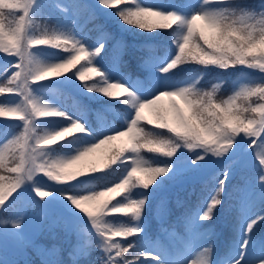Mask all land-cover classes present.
<instances>
[{
  "label": "clouds",
  "instance_id": "obj_1",
  "mask_svg": "<svg viewBox=\"0 0 264 264\" xmlns=\"http://www.w3.org/2000/svg\"><path fill=\"white\" fill-rule=\"evenodd\" d=\"M50 2L67 15L66 5ZM94 7L123 26L167 34L168 44L149 49L144 80L104 68L105 42L78 36V19L54 22L38 11L41 0H0V121L16 122L0 144V232L22 238L27 205L18 200L31 189L34 204L59 196L84 221L96 264H167L144 235L149 189L172 169L153 158L186 150L194 164L223 160L241 139L256 144L264 136V0H95ZM81 11L95 16L86 2ZM61 80L112 102L95 127L76 101L75 114L68 110L66 95L51 86ZM254 167L255 185L231 193L223 169L195 219L212 221L229 195L237 227L219 264H264L257 236L264 157L254 154ZM201 235L186 264H218L215 241Z\"/></svg>",
  "mask_w": 264,
  "mask_h": 264
},
{
  "label": "trees",
  "instance_id": "obj_2",
  "mask_svg": "<svg viewBox=\"0 0 264 264\" xmlns=\"http://www.w3.org/2000/svg\"><path fill=\"white\" fill-rule=\"evenodd\" d=\"M175 1L181 5L185 2V0ZM67 2L73 19H78L75 26L76 34L86 37L89 43L105 42L106 47L100 62L104 68L118 70L124 77L132 80L142 75L146 78L148 71L144 66L149 56V49L153 46L159 48L168 44L167 34H147L138 29L123 26L117 18L108 15L100 8H95V0H67ZM85 2L93 6L94 18H90L87 12L81 11V4ZM38 11L49 15L54 22L60 23L62 19H65L62 18L64 15L60 10L49 2H46L45 6L41 5ZM97 25L99 27H96ZM178 75L183 76L184 72ZM51 86L60 89L66 95L67 99L64 102L68 105L70 112L75 114L73 101L77 102V107L86 110L88 122L93 127L97 124V115L106 113L112 104L101 97L83 93L71 82L61 80L52 83ZM14 123L16 122L0 121V144L14 130L12 129ZM250 144L251 140L241 139L235 151L223 160L206 157L205 160L197 161L195 164L192 163L193 157L186 150H181L171 160L154 157L155 163L162 165L171 163L172 169L149 189L150 201L143 220L145 239L153 247L158 248L160 235L168 229L177 225L184 229L187 225L185 220L195 224L198 210L202 209L211 190L215 184H218L220 178L218 174L223 169L230 171L226 181L229 193L234 186L244 188L246 181L249 182L248 185L252 183L253 187L256 169L247 166L254 165V158L249 163H243L245 159L241 158L239 151L241 145L242 148H246L244 150L250 151L251 147H254V144H251V147ZM138 194L139 192L134 193V195ZM18 203L21 204V201L18 200ZM231 203L229 195H225L222 206L216 209L214 219L198 225L200 227L209 225V237L215 241V251H228L234 239L237 213L230 207ZM63 205L73 213L64 201ZM259 206L264 207V201ZM83 223L82 220L74 227H65L60 223L51 227L49 223H46L47 227L44 226L32 244H21L14 253L0 256V264H71L69 252L73 253L76 264H96L97 253L95 250L88 251L80 232ZM263 231L264 223L260 225L257 236H260Z\"/></svg>",
  "mask_w": 264,
  "mask_h": 264
},
{
  "label": "rangeland",
  "instance_id": "obj_3",
  "mask_svg": "<svg viewBox=\"0 0 264 264\" xmlns=\"http://www.w3.org/2000/svg\"><path fill=\"white\" fill-rule=\"evenodd\" d=\"M49 1L50 0H41V5L45 6L46 2ZM57 2L60 3L62 7L68 5L67 0H57ZM171 3L180 6V4H178L175 0H171ZM62 18L65 19L61 20L60 22L61 24L70 23L73 20L71 11L68 10L67 15H65ZM90 44L94 45L95 43H90ZM119 73L121 74V72ZM136 79H140V78H136ZM253 148L254 147H251V150L247 151L244 150L246 149L245 147L242 148V145L240 146L239 151L241 152L240 153L241 158L244 157L245 159L243 163H249L251 159L254 158ZM247 167L254 169V165L249 164ZM248 187L250 186L248 185ZM19 199L22 201L21 204L27 205L26 221L22 233V238H17L5 232H0V256H6L7 253H14L15 249L18 248L21 244H26V243L30 244L31 242H33L36 239L37 235L42 230L44 224L47 222H49L52 226L60 223L65 227H74L76 224L82 222V219L77 217L74 213L68 211V209L63 205L62 198L59 196L54 195L53 197H50L48 199L46 204L38 205L32 202L34 197L31 192V189H26L22 197ZM41 215L44 217L43 220H41L40 218ZM46 227L47 226H45V228ZM193 229L195 233L194 237L195 236L197 237V239L195 237V241L198 240L199 238H202L201 234L205 235L209 231V228H205L203 231L200 232H198L195 228ZM167 237L172 241L173 245L176 248V253L173 255L165 247H163L162 245L160 246L161 248L159 251L160 255L162 259H164L167 262V264H186V261L188 260L189 257L195 260L196 258V246L194 245L195 243H191L190 246L186 247L184 244V239H182V241L180 239L183 237L180 234H178L175 230L169 231V233H167ZM177 240H178V244H176Z\"/></svg>",
  "mask_w": 264,
  "mask_h": 264
},
{
  "label": "snow or ice",
  "instance_id": "obj_4",
  "mask_svg": "<svg viewBox=\"0 0 264 264\" xmlns=\"http://www.w3.org/2000/svg\"><path fill=\"white\" fill-rule=\"evenodd\" d=\"M254 154L257 157H264V136H261V138L259 140H257V143L254 144ZM224 174L225 173L222 172L221 176ZM208 199H211V197L208 196L205 203L207 202ZM201 210H200V212H201Z\"/></svg>",
  "mask_w": 264,
  "mask_h": 264
}]
</instances>
